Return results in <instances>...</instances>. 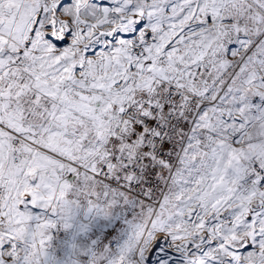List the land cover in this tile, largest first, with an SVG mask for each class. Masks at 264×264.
Listing matches in <instances>:
<instances>
[{
	"label": "snow or ice",
	"instance_id": "1",
	"mask_svg": "<svg viewBox=\"0 0 264 264\" xmlns=\"http://www.w3.org/2000/svg\"><path fill=\"white\" fill-rule=\"evenodd\" d=\"M0 264H264V0H0Z\"/></svg>",
	"mask_w": 264,
	"mask_h": 264
}]
</instances>
